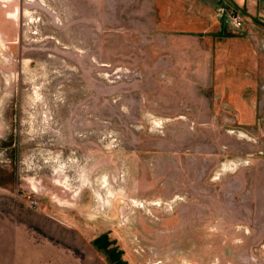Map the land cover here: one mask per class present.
<instances>
[{
    "label": "rangeland",
    "instance_id": "rangeland-1",
    "mask_svg": "<svg viewBox=\"0 0 264 264\" xmlns=\"http://www.w3.org/2000/svg\"><path fill=\"white\" fill-rule=\"evenodd\" d=\"M0 264H264V0H0Z\"/></svg>",
    "mask_w": 264,
    "mask_h": 264
},
{
    "label": "built area",
    "instance_id": "built-area-1",
    "mask_svg": "<svg viewBox=\"0 0 264 264\" xmlns=\"http://www.w3.org/2000/svg\"><path fill=\"white\" fill-rule=\"evenodd\" d=\"M234 20L238 26L242 25V21H241L240 17L235 16ZM153 119L154 120H152V121H153L154 126L156 128H161L165 123V120L162 118H156L153 116ZM243 163L247 164L248 161H230L229 163H223V165L225 166L223 170L233 169V168H235V167H237ZM225 168H227V169H225ZM176 200H178L177 197L171 199L169 202H165L163 200H155V201H149V202L136 200L135 204L137 207H142V208H148V207H154V206L155 207H161L163 205H168L169 207H171ZM30 203H31V205H36L38 202H37V200H31Z\"/></svg>",
    "mask_w": 264,
    "mask_h": 264
},
{
    "label": "crops",
    "instance_id": "crops-1",
    "mask_svg": "<svg viewBox=\"0 0 264 264\" xmlns=\"http://www.w3.org/2000/svg\"><path fill=\"white\" fill-rule=\"evenodd\" d=\"M160 67L161 69H157V72H162V71L169 72V65H162Z\"/></svg>",
    "mask_w": 264,
    "mask_h": 264
}]
</instances>
